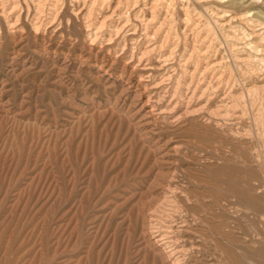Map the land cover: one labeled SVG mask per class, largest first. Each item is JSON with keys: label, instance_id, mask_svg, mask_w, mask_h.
Instances as JSON below:
<instances>
[{"label": "rangeland", "instance_id": "rangeland-1", "mask_svg": "<svg viewBox=\"0 0 264 264\" xmlns=\"http://www.w3.org/2000/svg\"><path fill=\"white\" fill-rule=\"evenodd\" d=\"M66 2L47 32L27 15L21 32L0 27V264H165L145 233L163 204L193 225L197 264H264L263 98L245 141L146 125L148 95L114 80L126 60L94 69L99 47ZM245 9L264 20V2Z\"/></svg>", "mask_w": 264, "mask_h": 264}, {"label": "bare ground", "instance_id": "bare-ground-1", "mask_svg": "<svg viewBox=\"0 0 264 264\" xmlns=\"http://www.w3.org/2000/svg\"><path fill=\"white\" fill-rule=\"evenodd\" d=\"M69 1L72 16L85 29L89 50L99 47L93 68L113 74L114 64L125 59L114 80L128 85L126 95L132 87L138 99L148 95L138 109L150 107L143 115L146 125H153V118L175 128L196 122L245 141L252 127L247 105L254 97L263 98L260 104H250L254 121L264 114V20L258 11L245 9L264 0H246L247 6L230 0ZM66 3L0 0V27L4 24L10 34L21 32L20 22L27 15L34 34L47 32L62 23ZM112 55L115 60L109 66ZM232 65L241 74L235 75ZM252 157L260 162L262 154L255 151ZM175 206L163 204L149 215L148 241L165 264H197L191 258L199 247L186 238L195 230Z\"/></svg>", "mask_w": 264, "mask_h": 264}]
</instances>
